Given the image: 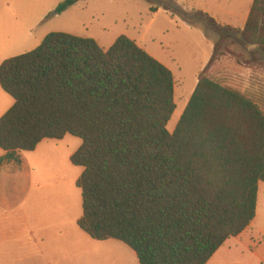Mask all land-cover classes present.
Listing matches in <instances>:
<instances>
[{"label":"trees","instance_id":"trees-1","mask_svg":"<svg viewBox=\"0 0 264 264\" xmlns=\"http://www.w3.org/2000/svg\"><path fill=\"white\" fill-rule=\"evenodd\" d=\"M78 1L62 0L52 14ZM145 1L217 36L172 132L168 67L125 35L103 49L50 32L0 64V87L14 101L0 117V165L20 163L17 153L44 139L78 137L69 161L83 169L82 231L123 242L139 264H206L254 219L264 182V110L207 73L229 44L264 55V0H252L242 29L172 0Z\"/></svg>","mask_w":264,"mask_h":264},{"label":"rangeland","instance_id":"rangeland-1","mask_svg":"<svg viewBox=\"0 0 264 264\" xmlns=\"http://www.w3.org/2000/svg\"><path fill=\"white\" fill-rule=\"evenodd\" d=\"M61 1L0 0V26L9 31V39L0 42L1 55L12 57L28 52L50 32L93 38L103 49L119 35H125L173 73L176 108L167 123L168 131L172 132L195 87L193 80L196 81L195 76L207 58L202 36L212 44L217 36L199 23L190 29V25L162 7L151 12L149 8L156 3L145 0H80L64 12L53 15ZM172 1L184 11L192 12L216 3L223 9L241 10L248 0ZM227 50L228 54L220 57L207 75L249 96L264 110V55L256 54L251 45L229 44ZM80 144V138L66 134L59 140H42L34 151H21L28 173L21 181L25 187L29 186L33 214L44 210L73 217L81 214L80 190L74 180L82 167L69 161V156ZM12 178L5 167L1 169L0 185L5 189L11 185ZM24 206L27 208L26 203ZM256 223L264 226L263 204ZM241 263L248 264V261L245 259Z\"/></svg>","mask_w":264,"mask_h":264},{"label":"crops","instance_id":"crops-1","mask_svg":"<svg viewBox=\"0 0 264 264\" xmlns=\"http://www.w3.org/2000/svg\"><path fill=\"white\" fill-rule=\"evenodd\" d=\"M251 3L252 0H248L241 10L223 9L216 3L210 7L205 5L202 11L221 24L242 29ZM188 27L192 29V26ZM202 38L207 47L204 67L212 54L213 44L208 42L205 35ZM8 39L9 31L1 29L0 26V42H6ZM1 54L0 64L9 58ZM196 81L193 80V84L196 85ZM13 102L0 87V117ZM22 153H17L19 165L15 166L14 162H4L0 165V171L5 167L13 176L7 189L0 185V264H139L135 252L123 242L115 239L98 241L82 231L77 225L82 212L76 217L48 210L33 214L30 208L33 200L29 186L25 187L21 181L23 175L27 177L28 174ZM4 154L0 149V157ZM82 170L77 173L74 182ZM262 183L264 182L258 183L254 219L239 235L226 239L206 264H242L245 259L248 264H264V226L262 222L256 223L260 205H264ZM41 203L43 204L40 200L39 204Z\"/></svg>","mask_w":264,"mask_h":264}]
</instances>
